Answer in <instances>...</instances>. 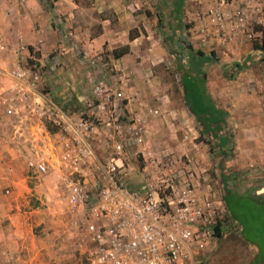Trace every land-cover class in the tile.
I'll use <instances>...</instances> for the list:
<instances>
[{
	"label": "rangeland",
	"instance_id": "1",
	"mask_svg": "<svg viewBox=\"0 0 264 264\" xmlns=\"http://www.w3.org/2000/svg\"><path fill=\"white\" fill-rule=\"evenodd\" d=\"M14 1V6H11L10 0H0V45H4V41H18L12 22L21 4L20 0ZM102 2L110 6L100 15L108 18L106 25L113 29L116 41L112 44L119 47L123 42L129 43L130 33L136 36L130 40L129 54L117 65L121 78L114 88L122 91L124 96L116 100L119 118H133L137 124L142 125V147L151 150L156 157L175 156V167L189 160L198 169H205L208 181L221 197L225 190H230L241 196L264 199V86L255 79L256 75L264 71V63L261 64L263 58H229L231 54L243 50L245 42L259 44L260 34L249 36L246 26H262L257 20L264 21L259 16L264 17L263 0H101L99 4ZM42 3L45 7L53 5L52 0H42ZM82 3L97 4L95 0H83ZM238 12L244 14L243 21L239 20ZM258 16L260 19H257ZM98 30L95 25L93 33ZM189 46L193 51L203 52V55L195 54L194 59L200 62L205 84L216 90L213 94L215 102L233 108L228 116L224 115L220 128L207 130L186 107L181 78L193 73ZM111 48V43L105 44L96 54L102 56L101 60L109 61ZM21 51L18 48L16 56L11 57L9 50L0 47L1 89L18 85L19 82L10 76V72L18 66L28 69L37 65L44 70L40 62L34 59L28 61ZM104 68L107 69L108 78L98 76V81L109 82L114 66L109 61ZM3 95L8 97L4 93L0 96V121L4 123V128H12L11 124L17 118L20 108L17 104H9L10 99L2 98ZM171 101L180 103L184 108H169ZM9 108L12 113H7ZM82 109L75 107L71 111L74 114ZM102 125L103 122L98 123V127ZM107 127L112 132L110 125ZM183 128L187 132L199 134L197 138L202 142L199 159L193 157L191 160L186 157L189 155L177 154L176 139ZM106 133L109 134V130L106 129ZM223 134L226 141L221 143L219 137ZM95 135L98 133L95 132ZM108 138H100L96 142L97 138L94 137L93 146L98 156H101L103 150L110 151L112 140ZM170 138L175 139L174 144L168 141ZM138 148L135 144L125 147L127 180L122 178L125 173L119 175V180L129 185L135 184L128 180H134V172L139 175L144 165L142 158L135 154ZM46 162L50 168L56 166L62 173L61 177H69V170L63 172L66 167L60 161V156L53 155L52 161ZM94 177L97 178L96 172L93 177L91 175V179ZM57 201L61 217L67 213L70 216L65 183L59 189ZM46 207L42 205V208ZM59 228L54 243L57 245L55 247L60 248V253L70 248L67 242L83 247L84 242L77 234L78 229L71 217L67 222L65 218ZM7 239L0 237V260L4 255L1 248L6 247ZM72 247L69 249L72 253L70 257L63 255L69 264H90L84 254L78 253L79 248ZM256 256L257 247L245 241L238 228L231 227L212 242L194 264H262L255 260ZM7 259L11 264L16 260L14 256ZM5 261L6 264L10 263Z\"/></svg>",
	"mask_w": 264,
	"mask_h": 264
},
{
	"label": "crops",
	"instance_id": "2",
	"mask_svg": "<svg viewBox=\"0 0 264 264\" xmlns=\"http://www.w3.org/2000/svg\"><path fill=\"white\" fill-rule=\"evenodd\" d=\"M82 1L52 0L53 5L45 7L42 0H20L21 7L12 22L18 41L15 43L4 41L3 48L9 50L11 57H15L16 50L24 46L25 49L21 51L23 57H27L28 61L34 59L40 62L44 70L42 81L31 91L21 83L6 87L7 90L0 88V96L3 93L7 94L8 97L3 95L2 98H9V104H17L20 108L17 118L11 124L12 128H4L2 126L4 123L0 121V237L9 238L6 247L1 248V252L4 253L3 258L6 255L7 257L1 258L0 264H6L5 260L9 261L7 258L11 259L13 256L16 260L12 264H69L63 255L70 257L72 253L69 249L72 246V248H79V254L83 252L82 246L67 242V245H71L70 248L65 250V253H60V248L55 247L57 245L54 243L62 221L66 218L67 222L71 217L68 213L61 217L57 210L59 189L65 183L67 176L61 177L62 173L56 166L48 167V173L45 175L36 176L35 174V164L40 159L45 158L50 162L53 155H60L64 142L62 136H65L61 113L73 115L74 111L71 110L75 107L84 108L92 98L91 88L98 81V76L108 78L109 74L104 65L111 61L114 66L112 72H114L118 63L123 62L124 57L129 54L128 52L115 57L111 51L109 61L101 60L102 56L96 53L104 48L105 44L111 43L112 50L118 48L117 45L112 44L116 39L113 29H109L106 25L108 18L100 15L110 6L103 2L99 4L101 0H95L97 2L95 5L94 3L86 5ZM13 3L15 1L10 0L9 5L14 6ZM95 12L97 15H94ZM259 16L264 19L261 15ZM259 16L257 19H260ZM257 21L264 27L263 20ZM58 23H61L60 26ZM95 25L99 28L97 33H93ZM263 27L258 26L253 29L255 34H260L258 46H254L250 41L245 42L243 50L228 57L236 60H255L261 57L263 58L261 64H263ZM130 40L128 37L129 43ZM129 43L123 42L119 45H128L130 51ZM255 79L264 86V71L256 75ZM205 87L211 99V101L207 99L206 103L209 106L214 104L215 109L222 110L228 116L233 108L218 105L213 97L216 90L208 84H205ZM262 93L264 100V90ZM48 102H53L59 113L43 117L42 108ZM186 107L188 108L187 105ZM169 108L182 110L184 107L176 101H171ZM190 113L195 118L191 111ZM214 114L220 117L219 111H215ZM262 116L264 119V107ZM195 120L197 121L196 118ZM102 121L103 125L98 128L103 130H96L98 133L95 135L96 142L100 138L109 137L106 129L111 133L107 127L112 123L110 115L103 114ZM223 121L224 116L219 123L212 122L211 126L220 128ZM47 125L51 128L49 129ZM183 129L176 139L177 154L183 153V155H189L186 157L190 159L193 157L199 159L202 154L200 153L202 142L197 138L199 134ZM174 140L170 138L168 141L174 144ZM219 141L221 143L226 141L224 134L220 135ZM106 153L103 150L101 156ZM31 158L34 159L31 160ZM182 166L184 167V164ZM182 166H176L180 173L183 170ZM126 169L125 166L121 171L125 173L122 176L123 179L127 178ZM144 169L146 167L139 170V175L134 172V180L131 178L128 181L144 185ZM66 171L67 169L63 168V172L66 173ZM56 173H58L57 177ZM137 179H139L138 182ZM214 191L218 197H221L218 190ZM221 198L223 200V197ZM42 205L48 207L42 208Z\"/></svg>",
	"mask_w": 264,
	"mask_h": 264
},
{
	"label": "built area",
	"instance_id": "3",
	"mask_svg": "<svg viewBox=\"0 0 264 264\" xmlns=\"http://www.w3.org/2000/svg\"><path fill=\"white\" fill-rule=\"evenodd\" d=\"M237 14L239 20L245 19L243 13ZM246 27L249 36L255 34L254 27ZM10 76L31 91L42 81L43 69L18 66ZM120 78L116 69L109 82L99 80L92 86V99L82 110L61 113L65 136L59 156L70 173L65 181L66 201L84 242L82 254L90 264H194L221 234L238 226L228 218L205 169L187 160L180 173L173 163L175 156L156 157L142 147V125L133 118L120 119L116 112V100L124 97L114 88ZM56 112L53 102L42 108L43 117ZM103 114L111 117L108 139L112 144L110 151L98 156L93 140ZM128 144L139 147L135 154L146 167L144 185L119 180ZM94 172L97 178L91 179ZM47 173V162L40 159L35 174Z\"/></svg>",
	"mask_w": 264,
	"mask_h": 264
},
{
	"label": "trees",
	"instance_id": "4",
	"mask_svg": "<svg viewBox=\"0 0 264 264\" xmlns=\"http://www.w3.org/2000/svg\"><path fill=\"white\" fill-rule=\"evenodd\" d=\"M135 37L132 33L129 34V39L132 40ZM253 44L254 46H258L257 42ZM189 50V53L192 55L190 63L193 66V73L185 74L181 78L184 99L188 109L199 123L207 128V130L215 129V127L211 126L212 122L219 123L222 120V116L226 113L215 109L214 104H210V106L205 104L207 99L210 101L211 99L206 92L204 73L201 71L200 62L194 59L195 54L203 55V52L193 51L190 46ZM128 52V45L112 50V54L115 57H120ZM215 111H219L220 117L214 114ZM223 201L228 218L237 224L241 237L257 247L258 253L255 260L264 264V199L254 196H241L233 191L225 190ZM219 233L221 231L217 227V234L219 235Z\"/></svg>",
	"mask_w": 264,
	"mask_h": 264
},
{
	"label": "flooded vegetation",
	"instance_id": "5",
	"mask_svg": "<svg viewBox=\"0 0 264 264\" xmlns=\"http://www.w3.org/2000/svg\"><path fill=\"white\" fill-rule=\"evenodd\" d=\"M206 102H207V101H205V104H207Z\"/></svg>",
	"mask_w": 264,
	"mask_h": 264
}]
</instances>
